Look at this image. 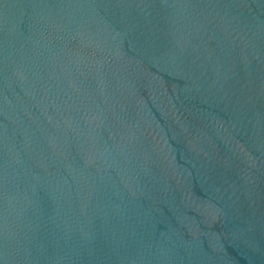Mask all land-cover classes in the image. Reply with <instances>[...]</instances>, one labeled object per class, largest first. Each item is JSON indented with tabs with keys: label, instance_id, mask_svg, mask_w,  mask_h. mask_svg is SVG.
<instances>
[{
	"label": "water",
	"instance_id": "1",
	"mask_svg": "<svg viewBox=\"0 0 264 264\" xmlns=\"http://www.w3.org/2000/svg\"><path fill=\"white\" fill-rule=\"evenodd\" d=\"M0 264H264V0H0Z\"/></svg>",
	"mask_w": 264,
	"mask_h": 264
}]
</instances>
